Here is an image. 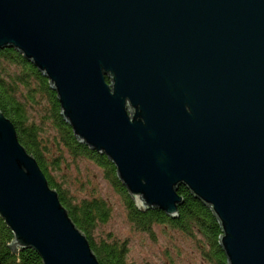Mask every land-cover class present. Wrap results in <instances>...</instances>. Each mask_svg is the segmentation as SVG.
Returning a JSON list of instances; mask_svg holds the SVG:
<instances>
[{"label": "water", "instance_id": "water-1", "mask_svg": "<svg viewBox=\"0 0 264 264\" xmlns=\"http://www.w3.org/2000/svg\"><path fill=\"white\" fill-rule=\"evenodd\" d=\"M8 47L140 209L178 217L183 185L228 264H264V0H0ZM0 215L44 264H101L1 109Z\"/></svg>", "mask_w": 264, "mask_h": 264}, {"label": "trees", "instance_id": "trees-1", "mask_svg": "<svg viewBox=\"0 0 264 264\" xmlns=\"http://www.w3.org/2000/svg\"><path fill=\"white\" fill-rule=\"evenodd\" d=\"M0 109L14 123L19 141L36 158L101 264L132 263L127 258L126 241L111 236L98 239L94 235L100 224L110 220L111 203L99 194L82 195L70 189L73 181L66 174L73 167L80 173L84 161L97 166L104 180L120 195L126 220L133 230L147 234L153 241H157L158 233L168 236L176 230L193 244L206 264H228L220 244L222 229L209 206L182 185L178 192L184 200L179 205L178 217L156 207L140 209L109 157L75 135L61 113L58 95L49 79L22 53L10 47L0 48ZM13 239L10 227L0 215V264H44L35 249L13 248Z\"/></svg>", "mask_w": 264, "mask_h": 264}, {"label": "rangeland", "instance_id": "rangeland-1", "mask_svg": "<svg viewBox=\"0 0 264 264\" xmlns=\"http://www.w3.org/2000/svg\"><path fill=\"white\" fill-rule=\"evenodd\" d=\"M38 114L34 111V116ZM70 189L81 192L82 195L96 194L111 203L112 215L106 224H100L94 235L100 237H115L126 241L128 246V261L132 264H206L200 253L193 248V244L176 230L170 231L168 236L158 233L157 241H153L147 234L133 230L126 220L125 208L120 195L104 180L101 170L87 161L82 162L80 173L71 168ZM80 182V183H78ZM78 184V185H77ZM81 195V194H80ZM159 231V227H156Z\"/></svg>", "mask_w": 264, "mask_h": 264}]
</instances>
